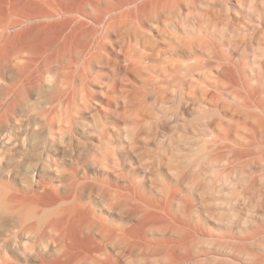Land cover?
Here are the masks:
<instances>
[{
  "label": "rangeland",
  "instance_id": "1",
  "mask_svg": "<svg viewBox=\"0 0 264 264\" xmlns=\"http://www.w3.org/2000/svg\"><path fill=\"white\" fill-rule=\"evenodd\" d=\"M44 68L0 62L2 193L40 186L52 210L100 215L98 234L132 226L131 248L109 242L119 264H264V0L146 4L83 64L71 101L70 72L51 87ZM21 216L0 211V264H42L55 239L26 237Z\"/></svg>",
  "mask_w": 264,
  "mask_h": 264
},
{
  "label": "bare ground",
  "instance_id": "2",
  "mask_svg": "<svg viewBox=\"0 0 264 264\" xmlns=\"http://www.w3.org/2000/svg\"><path fill=\"white\" fill-rule=\"evenodd\" d=\"M67 1L0 0V62H17L25 78H30L35 70L44 66L42 75L51 87L56 86L53 83L54 68L57 67L58 72L69 71L72 83L60 95V102L65 98L68 101L76 98L79 91L77 80L83 75V64L105 54L111 32L142 13L146 4L153 8L160 2L114 0L111 5L101 7L88 0L81 7L71 6ZM58 16L61 19L57 20ZM83 18L91 21V24ZM100 25H104L103 30L98 28ZM127 187L131 190V185ZM38 189L22 196L0 191V211L20 212L23 234L28 238L39 236L40 229L44 231L41 237L48 232L54 234V240L44 237L39 243V250L43 252L42 264H80L83 261L119 264L123 254L119 249L111 248L109 242L118 239L125 247H132V226L126 227L122 234L107 227L98 234L93 227L103 222L100 215L91 216L86 210L71 206L52 210L54 204L42 199ZM125 198L130 199V192ZM20 254L27 259L33 252L21 251Z\"/></svg>",
  "mask_w": 264,
  "mask_h": 264
}]
</instances>
